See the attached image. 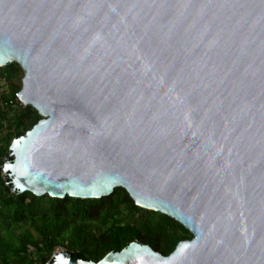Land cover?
Masks as SVG:
<instances>
[{"label": "water", "instance_id": "95a60500", "mask_svg": "<svg viewBox=\"0 0 264 264\" xmlns=\"http://www.w3.org/2000/svg\"><path fill=\"white\" fill-rule=\"evenodd\" d=\"M11 62L42 119L11 144L7 191L122 187L193 233L49 264H264V0H0Z\"/></svg>", "mask_w": 264, "mask_h": 264}, {"label": "trees", "instance_id": "16d2710c", "mask_svg": "<svg viewBox=\"0 0 264 264\" xmlns=\"http://www.w3.org/2000/svg\"><path fill=\"white\" fill-rule=\"evenodd\" d=\"M23 74L17 62L0 66V81L7 85L0 92V264H49L58 247L99 261L134 241L169 255L193 237L171 216L137 205L122 187L103 198L7 191L2 180L10 181L4 165L13 159L11 144L42 119L37 109L19 100Z\"/></svg>", "mask_w": 264, "mask_h": 264}, {"label": "rangeland", "instance_id": "374dc122", "mask_svg": "<svg viewBox=\"0 0 264 264\" xmlns=\"http://www.w3.org/2000/svg\"><path fill=\"white\" fill-rule=\"evenodd\" d=\"M24 76H25V74H23V76H22V87H23V78H24ZM6 87H7V85L5 84V82H3V81H0V92H2L3 90H5L6 89ZM22 89V88H21ZM21 102V101H20ZM22 103V102H21ZM22 104H24V103H22ZM65 248H63V247H58L57 249H56V251H55V253H58V252H60V251H62V250H64ZM54 253V254H55ZM54 254H53V256L52 257H54Z\"/></svg>", "mask_w": 264, "mask_h": 264}, {"label": "built area", "instance_id": "2783aa9c", "mask_svg": "<svg viewBox=\"0 0 264 264\" xmlns=\"http://www.w3.org/2000/svg\"><path fill=\"white\" fill-rule=\"evenodd\" d=\"M30 250H33V247L32 246L30 247Z\"/></svg>", "mask_w": 264, "mask_h": 264}]
</instances>
